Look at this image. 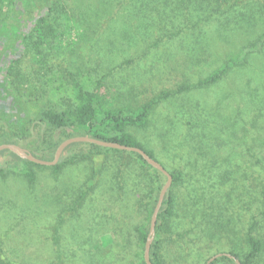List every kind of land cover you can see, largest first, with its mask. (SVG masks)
Segmentation results:
<instances>
[{"label": "rangeland", "instance_id": "obj_1", "mask_svg": "<svg viewBox=\"0 0 264 264\" xmlns=\"http://www.w3.org/2000/svg\"><path fill=\"white\" fill-rule=\"evenodd\" d=\"M63 4L73 14L74 29H65L58 43L41 46V54L29 38L27 48L19 52L21 59L15 67L19 70L11 75L16 95L28 105L32 103L30 98L45 96L69 106L76 103V82L86 80L91 87L100 78H104L108 88L117 91L122 99L136 96L144 100L160 89H176L182 83H193L208 76L233 50L253 39L264 25L252 24L254 34L246 37L241 33L239 36L233 34L230 41L217 38V33L210 39L209 30L198 39H175L172 33L168 34L173 16L177 14L186 25L198 19L197 16L185 17L187 4L181 0H63ZM62 20L67 21L66 18ZM132 86L135 92L130 94ZM182 92L177 98L171 96L167 104L171 110L159 108L154 120L166 119L174 126L177 118L184 116L185 110L180 108L194 105L228 115L223 127L230 133L222 140L216 138L214 147L226 152L234 149V164L244 165L252 172L254 159H246L244 149L258 145L264 148V50L250 54L245 64L229 67L208 87ZM0 106L13 109L11 99L1 100ZM131 130L147 147L157 148L151 137L158 131L155 125L132 127ZM31 142L22 146L32 151ZM221 144L229 145L220 148ZM84 149V145H79L73 150L81 152ZM67 152L65 148L61 155ZM35 156L40 157L39 154ZM4 158L6 160L7 154L0 156V165ZM130 159L125 154H91L65 164L58 173L50 165L4 163L0 171V262H139L144 245L139 241L136 227L147 219L145 203L156 184L140 162L125 163ZM163 161L167 170L174 171L173 160ZM205 161L216 167L222 164L212 161L209 154ZM121 162L131 165H121ZM25 167L33 172L32 181L26 176ZM95 170L93 188L81 204L72 208ZM242 216L249 220L251 212L238 214ZM213 220H206L211 230H207L209 234L215 231L210 227ZM231 224L234 226V222ZM248 224H242L244 231ZM259 224L264 228V219ZM171 228L173 230L172 224ZM224 237L225 240H219L220 235L212 236L217 240H210L211 246L214 243L225 251H238L242 256L247 252L248 246L241 234L232 232ZM167 244L170 251L175 252L165 254L166 264H204L205 259L219 249L207 248L203 254L200 250L193 251L183 241L168 239ZM215 264L233 263L222 259Z\"/></svg>", "mask_w": 264, "mask_h": 264}, {"label": "trees", "instance_id": "obj_2", "mask_svg": "<svg viewBox=\"0 0 264 264\" xmlns=\"http://www.w3.org/2000/svg\"><path fill=\"white\" fill-rule=\"evenodd\" d=\"M181 1L187 4V7H184L187 8L185 17L197 16L198 19L186 25L177 14L173 16L174 18L170 20L171 28L168 34L172 33L175 39L188 37L198 39L204 31L209 30L213 35L210 39L214 37V33H217V38L223 37L230 41L234 38L233 34L239 36L241 33L245 37L254 34L251 25L264 23V0H256L257 2L250 0ZM246 1L248 3L244 5L243 2ZM66 8L63 0H0V11L2 12L0 20V101L11 99L13 107L7 110L0 106V144L13 142L22 146L23 144L29 145L32 140L33 150L31 152L46 159L54 157L56 148L63 140L82 134L140 147L150 157L161 162L165 168L167 166L163 160L167 162L173 160L175 162L174 171H169L173 176V181L158 213L156 232L150 246L151 262L153 264L167 263L166 256L175 252V250L170 251L169 244H167L168 239L183 241L193 251L200 250L205 254L207 248H219L218 252L225 251L221 248L222 246H214V243L211 246L210 240H217L212 238L215 235H220L219 240H225L224 236L232 232L242 235V240L247 244L248 250L243 256L234 250L226 252L238 257L243 264H259L261 260L264 261V228L259 224L264 219L263 146H251L244 149L245 158L254 159L253 170L249 172L248 167L234 164L232 160L235 154L234 149H228L226 152L214 147L217 145L216 138L222 140L226 133H230L223 127L228 122L226 120L228 115L223 116L222 113H215L214 110L194 105L180 108L185 110V113L182 112L184 116L177 118V124L174 126L166 119L161 122L154 120L159 108L171 110L170 105H167L171 96L177 98L178 94H182L184 90L208 87L217 82L229 67L245 64L250 54L262 52L264 50V25L253 39L247 40L241 47L233 50L223 64L208 76L193 83H182L176 89H160L144 100L136 96L127 100L122 99L117 91L108 88V83L104 78H100L91 87L86 80L76 82L74 84L76 103H71L69 106H64L57 99L45 96L30 98L32 103L28 105L19 95H16L11 79L12 73L19 70L15 69L21 59L19 52L27 48L28 39L32 38L34 48L41 54V46L58 43L65 34V29H74L73 14L69 13ZM63 18L67 21L63 22ZM187 18L184 19L188 20ZM133 92L135 90L132 86L129 93L133 94ZM152 125H155L158 130L151 136L157 148L147 147L131 130L132 127ZM34 142L35 144H32ZM79 145H84L85 149L81 152L74 151V147ZM228 145L221 144L219 147H228ZM66 149L68 152L61 155L59 161L52 165L55 173H58L65 164L76 159L101 153L125 154L131 158L125 163L138 161L149 171L156 187L153 186V191H149V200L145 203L147 219L136 227L139 241L145 249L150 234L152 212L159 192L166 181V176L148 163L137 151L103 147L88 141L72 143ZM4 154H7V158L2 160L0 171L4 163L16 166L19 161L35 163L9 148L0 151V156ZM207 154L212 161L218 160L217 164L222 163L224 166L219 164L216 167L214 163L207 165L205 161ZM125 163L121 162V165ZM36 164L43 167V164ZM23 170L28 179L32 181L33 172L26 167ZM96 175L95 170L93 176L87 179L85 188L73 202L72 208L81 204L82 199L93 188ZM185 180H187L186 184ZM250 212L249 220H245L244 216L238 217L239 213L246 215ZM209 218H214L212 221L214 225L211 224L210 227L215 230L210 234L207 230H211L206 226V220L208 221ZM231 222H234V226H231ZM244 222H249L245 231L242 225ZM219 225L222 228H219ZM222 259L236 264L233 258L226 255L217 257L210 264H215ZM7 264L14 263L8 262ZM50 264L62 263L55 260ZM131 264H147L144 253L139 262Z\"/></svg>", "mask_w": 264, "mask_h": 264}, {"label": "water", "instance_id": "obj_3", "mask_svg": "<svg viewBox=\"0 0 264 264\" xmlns=\"http://www.w3.org/2000/svg\"><path fill=\"white\" fill-rule=\"evenodd\" d=\"M83 141L93 142V143L98 144V145L103 146V147H112V148H118V149H123V150H128V151H137L140 154H142V156L145 158V160L148 163H150L151 165L156 167L158 170H160L166 176V181L164 182V184H163V186L159 192L156 205H155L154 210L152 212V216H151V220H150V234H149V238L146 241L145 249H144V258L146 260V263L147 264H153L151 262V259H150V246H151V243L154 239L155 232H156V223H157L158 213H159L161 206H162V203L165 199L167 190L170 188V186L172 184L173 176L169 172V170H167V168H165L163 166V164L161 162L150 157L145 150H143L142 148L137 147V146L125 145V144H122L119 142L103 140V139L96 138V137H93L90 135L78 134V135L70 136V137L66 138L65 140H63L58 145V147L56 148L55 153H54V157L52 159H45V158L37 157L26 147L21 146L17 143H13V142L1 143L0 144V151L2 149L9 148V149L15 150L19 155L29 159L30 161H33V162L38 163V164L52 166L59 161L61 154L65 148H67L72 143L83 142ZM221 255H226L228 257L233 258L234 261L236 262V264H243L238 257H236L232 253L226 252V251L217 252V253L211 255L205 261L204 264H210L212 261H214L217 257H219Z\"/></svg>", "mask_w": 264, "mask_h": 264}]
</instances>
